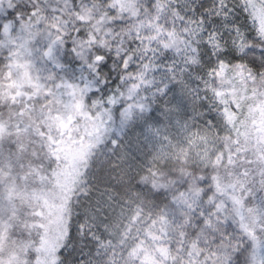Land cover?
<instances>
[{
  "label": "snow or ice",
  "instance_id": "6c2138e0",
  "mask_svg": "<svg viewBox=\"0 0 264 264\" xmlns=\"http://www.w3.org/2000/svg\"><path fill=\"white\" fill-rule=\"evenodd\" d=\"M0 264H264V0H0Z\"/></svg>",
  "mask_w": 264,
  "mask_h": 264
}]
</instances>
